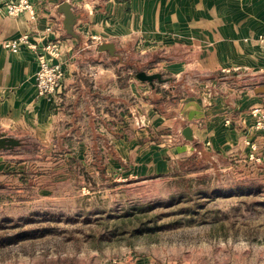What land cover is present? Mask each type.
<instances>
[{"label": "crops", "instance_id": "0c3cea01", "mask_svg": "<svg viewBox=\"0 0 264 264\" xmlns=\"http://www.w3.org/2000/svg\"><path fill=\"white\" fill-rule=\"evenodd\" d=\"M15 1L0 0V137L21 144L0 149V211L92 194L99 179L164 175L199 149L264 155L252 114L264 109V0H68L78 37L64 28L66 0H31L35 20L8 15ZM26 33L39 47L60 42L65 76L52 96L37 95L35 51L4 46ZM141 70L164 81H142Z\"/></svg>", "mask_w": 264, "mask_h": 264}, {"label": "rangeland", "instance_id": "374dc122", "mask_svg": "<svg viewBox=\"0 0 264 264\" xmlns=\"http://www.w3.org/2000/svg\"><path fill=\"white\" fill-rule=\"evenodd\" d=\"M110 185L0 211V264H264V155L199 149L172 172ZM141 223L156 229L134 234Z\"/></svg>", "mask_w": 264, "mask_h": 264}, {"label": "built area", "instance_id": "2783aa9c", "mask_svg": "<svg viewBox=\"0 0 264 264\" xmlns=\"http://www.w3.org/2000/svg\"><path fill=\"white\" fill-rule=\"evenodd\" d=\"M5 10L10 16H18L21 13L27 12L31 20H35L37 16L31 0H17L8 3ZM46 30L51 31L52 27H47ZM93 39L98 43L102 42L101 37L98 35L93 36ZM260 40L264 41V34L260 36ZM4 46L12 52H18L22 47H28L35 51L39 64L35 75L38 96H52L62 87L65 71L63 63L60 60L62 51L58 40L49 41L42 47H39L30 41V34L26 33L18 38L5 42ZM252 114L255 118L254 128L256 130H264V109L261 106H256L252 109ZM256 149L257 147L254 146V150ZM135 264L147 263L145 261H138Z\"/></svg>", "mask_w": 264, "mask_h": 264}, {"label": "water", "instance_id": "95a60500", "mask_svg": "<svg viewBox=\"0 0 264 264\" xmlns=\"http://www.w3.org/2000/svg\"><path fill=\"white\" fill-rule=\"evenodd\" d=\"M59 12L63 14L64 16V28L67 31L68 34L72 35L73 37H78V34L75 32V24L79 18V15L74 12L73 5L68 0L63 1L59 5ZM99 49L101 51H109V53L113 56L117 55L116 52V45L113 42H104L100 45ZM137 78H139L142 81H147L151 84H154L156 80L163 82L164 79L162 78L161 73H153L148 74L146 71H139L136 74ZM264 89V87L262 88ZM183 136L186 140L195 142V136L193 134V130L191 127L187 126L183 130ZM21 144V141L13 138L3 135L0 137V149H14L16 146H19Z\"/></svg>", "mask_w": 264, "mask_h": 264}, {"label": "trees", "instance_id": "16d2710c", "mask_svg": "<svg viewBox=\"0 0 264 264\" xmlns=\"http://www.w3.org/2000/svg\"><path fill=\"white\" fill-rule=\"evenodd\" d=\"M142 210H143V209H141L140 212H142ZM123 224H124V223H123ZM141 224H142V226H138L137 228H135L134 230H132L134 234H136V233H139V234H149L150 232H152L153 230L156 229V227H151V226H149V225H144V223H141ZM120 229H122V226H121V225H120V226L117 225V226L114 228V232H113V234H118V233L124 231V229H122V231L118 232V230H120ZM129 244L131 245L132 243L129 242Z\"/></svg>", "mask_w": 264, "mask_h": 264}]
</instances>
